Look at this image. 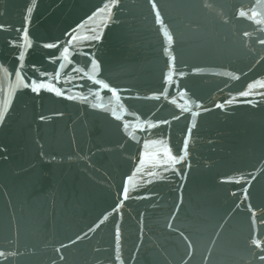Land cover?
<instances>
[{
  "label": "water",
  "instance_id": "water-1",
  "mask_svg": "<svg viewBox=\"0 0 264 264\" xmlns=\"http://www.w3.org/2000/svg\"><path fill=\"white\" fill-rule=\"evenodd\" d=\"M254 239L264 0H0V264H264Z\"/></svg>",
  "mask_w": 264,
  "mask_h": 264
},
{
  "label": "snow or ice",
  "instance_id": "snow-or-ice-1",
  "mask_svg": "<svg viewBox=\"0 0 264 264\" xmlns=\"http://www.w3.org/2000/svg\"><path fill=\"white\" fill-rule=\"evenodd\" d=\"M241 15H244V13L242 12L241 13ZM158 24H161L162 23V21H158L157 22ZM163 35L164 36H167V38H168V43H169V45L171 44V42H172V36L167 32V31H165L164 33H163ZM65 51H67V49H65ZM164 52L165 53H168L169 52V49L167 48V47H165L164 48ZM21 56H23V53H21L20 54ZM53 62H55V61H53ZM93 63H95V61H93ZM61 67H64V65H61ZM71 71H76V69L75 68H73ZM81 71H83V70H81ZM57 76L59 77V73L57 74ZM80 78H82V77H80ZM171 75L169 74V76L167 77V79L168 80H171ZM26 86H28V85H26ZM73 87H84V85H73ZM102 87L104 88V89H108L109 88V85L108 84H103L102 85ZM35 90V89H34ZM57 95H63L64 93L63 92H57L56 93ZM113 94L114 95H116L117 93L116 92H113ZM242 95H248V93L247 92H244V93H242ZM197 107H199V105H197ZM184 111H188V109H184ZM193 115H195V113H193ZM176 118H179V117H176ZM149 127H151V125H149ZM189 131H190V129H189ZM186 148H187V140H185V150H186ZM177 155L179 156V158H180V160H183V156L182 155H180L179 154V152L177 153ZM165 170H167V169H165ZM124 192H125V194H126V192H127V189L125 188L124 189ZM107 217H105V219H106ZM101 223H103V221H101ZM98 226V225H97ZM119 239V234H118V230H117V240ZM252 243L257 247V248H260V247H262V246H264V245H262L261 244V241L259 240V239H254L253 241H252ZM0 257H3L4 259H7V257L4 255V253L2 252V251H0ZM262 260H264V257H262Z\"/></svg>",
  "mask_w": 264,
  "mask_h": 264
}]
</instances>
